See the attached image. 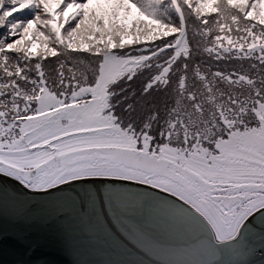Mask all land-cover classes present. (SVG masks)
I'll use <instances>...</instances> for the list:
<instances>
[{"label":"snow or ice","instance_id":"6c2138e0","mask_svg":"<svg viewBox=\"0 0 264 264\" xmlns=\"http://www.w3.org/2000/svg\"><path fill=\"white\" fill-rule=\"evenodd\" d=\"M7 183L0 264H60L71 233L89 238L98 201L117 220L166 214L178 242L133 229L153 264H255L264 0H0V192ZM77 188L78 222L45 207Z\"/></svg>","mask_w":264,"mask_h":264},{"label":"water","instance_id":"95a60500","mask_svg":"<svg viewBox=\"0 0 264 264\" xmlns=\"http://www.w3.org/2000/svg\"><path fill=\"white\" fill-rule=\"evenodd\" d=\"M111 187L112 185H108ZM116 187L121 188H137L128 182H116ZM88 187H93L89 185ZM140 190H147L140 188ZM103 191V188L101 189ZM127 192L135 193V189H125ZM15 189L11 183L4 185V190L0 192V212L7 219L13 208L11 199ZM81 196L85 195V189L77 188L73 192L65 193L62 197L54 198V201L49 202L45 207L52 210L55 207L63 208L66 213H71L72 219L78 222L76 209L72 206L71 201L66 197L75 196L76 193ZM159 194V193H158ZM167 216L162 211L160 216L155 218L147 217L138 211H128L121 215L120 220H117L107 206L101 207L97 202L96 214H93L90 222L87 221V231L89 238L78 232L71 233L68 239L69 252L65 254H57L53 258L60 264H69L71 261H80L81 264H111L113 261H137L139 264H153L160 257L152 254L143 243L136 240L133 234V229L137 225L149 224L166 242H178L174 239V234L171 233L167 225ZM12 245L5 246V254L3 259L11 262L17 257L13 256L9 249ZM256 252L248 257L255 264H261L264 260V253L259 250V241H256Z\"/></svg>","mask_w":264,"mask_h":264}]
</instances>
